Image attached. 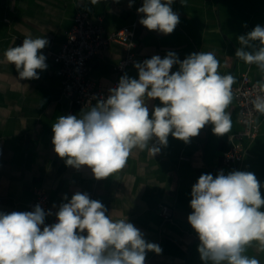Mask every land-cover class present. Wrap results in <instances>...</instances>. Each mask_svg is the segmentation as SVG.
Listing matches in <instances>:
<instances>
[{"label": "crops", "instance_id": "crops-1", "mask_svg": "<svg viewBox=\"0 0 264 264\" xmlns=\"http://www.w3.org/2000/svg\"><path fill=\"white\" fill-rule=\"evenodd\" d=\"M0 0V212L28 211L32 188L45 190L49 210L71 200L76 192L104 204L114 219L127 218L139 229L147 242L156 243L160 254L148 252L145 264H204L198 252V234L187 217L191 189L202 174L215 176L223 171L252 172L260 184L264 199V120L256 137L247 143L242 161L232 166L222 163L229 147V137L238 132L234 99L229 106L232 127L228 134L217 136L208 124L199 135L185 143L169 135L166 147L152 157L146 150H134L126 166L112 177L97 180L91 169L67 166L54 152L52 124L59 116H79L86 108L77 106L63 95L62 81L52 55L65 42L77 14L85 13L102 27L108 36L135 25L133 53L142 63L154 55L164 58L169 51L183 61L192 53L215 52L220 60L218 71L232 74L237 86L243 74L253 82L261 78L255 65H247L235 57L240 35L257 25L264 27V0H174L172 9L180 23L171 34L150 31L139 23L137 9L143 0ZM43 37L49 44L40 52L46 57V70L38 71L39 79L21 80L15 66L4 58L5 50L22 45L26 36ZM126 56L125 49L112 44L88 62L87 76L104 90L118 79L115 67ZM135 64V63H134ZM134 64L126 70L138 79ZM178 70L174 65L172 72ZM149 113L160 101L147 102ZM68 201L64 200V196ZM55 205V207H53ZM173 212L164 221L159 206ZM261 211H264L262 206ZM253 242L247 254L264 264V252Z\"/></svg>", "mask_w": 264, "mask_h": 264}, {"label": "clouds", "instance_id": "clouds-1", "mask_svg": "<svg viewBox=\"0 0 264 264\" xmlns=\"http://www.w3.org/2000/svg\"><path fill=\"white\" fill-rule=\"evenodd\" d=\"M100 0H90L96 5ZM119 2V0H117ZM174 0H143L137 9L139 23L150 31L168 35L180 23L172 9ZM181 3L185 5L184 0ZM132 6L130 0L129 7ZM235 57L255 65L261 78L250 95L253 109L264 115V27L257 25L240 35ZM46 38L26 36L20 46L5 50V60L14 65L19 79H39L46 70L40 52ZM174 65L178 70L172 72ZM138 79L123 75L106 99L77 115L59 116L52 124L54 152L67 166H87L95 179L119 173L134 150L152 157L166 147L168 137L190 142L211 124L223 136L231 131L228 111L236 82L232 74H221L215 52L201 51L183 61L169 51L135 63ZM160 101L151 116L147 102ZM261 184L252 172L220 171L215 178L202 174L192 186L189 224L198 234V252L204 264H260L247 254L253 242L264 252V199ZM64 200L68 201L65 195ZM55 207V205H53ZM39 205L33 211L0 212V264H145L148 252L160 254L156 243L127 218L114 219L99 200L76 192L61 203L56 221L45 225ZM43 226V227H42ZM86 233V235L84 234Z\"/></svg>", "mask_w": 264, "mask_h": 264}, {"label": "built area", "instance_id": "built-area-1", "mask_svg": "<svg viewBox=\"0 0 264 264\" xmlns=\"http://www.w3.org/2000/svg\"><path fill=\"white\" fill-rule=\"evenodd\" d=\"M135 27L133 25L104 36L102 27L93 23L87 14H77L72 28L65 35L63 46L52 55L53 62L57 66V74L62 81L63 95L71 98L81 108L96 104L98 99H106L109 90H104L99 83L87 76L88 62L112 44L122 46L126 56L115 67L118 79L111 88L116 87L127 68L140 61L133 53ZM254 84L255 82L248 74H243L237 86L232 88L237 122L241 129L228 139L229 147L222 155V163L225 166H232L242 161L246 154L247 143L256 137L260 124L264 120V115L253 109L250 102L252 97L246 95V93H253ZM37 205L45 212L50 211L45 190L35 186L32 188V200L28 211H33ZM59 206L51 211L52 215L46 216L45 225L57 222L55 213ZM159 215L164 221H169L172 219L173 212L168 206L160 205Z\"/></svg>", "mask_w": 264, "mask_h": 264}, {"label": "water", "instance_id": "water-1", "mask_svg": "<svg viewBox=\"0 0 264 264\" xmlns=\"http://www.w3.org/2000/svg\"><path fill=\"white\" fill-rule=\"evenodd\" d=\"M86 235V234H85Z\"/></svg>", "mask_w": 264, "mask_h": 264}]
</instances>
